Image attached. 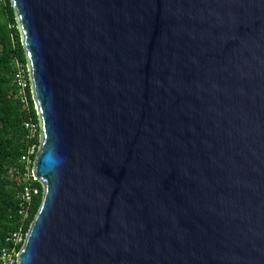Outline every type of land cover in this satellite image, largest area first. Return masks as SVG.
Returning a JSON list of instances; mask_svg holds the SVG:
<instances>
[{
  "label": "water",
  "instance_id": "obj_1",
  "mask_svg": "<svg viewBox=\"0 0 264 264\" xmlns=\"http://www.w3.org/2000/svg\"><path fill=\"white\" fill-rule=\"evenodd\" d=\"M41 138L17 264H264V0H11Z\"/></svg>",
  "mask_w": 264,
  "mask_h": 264
},
{
  "label": "trees",
  "instance_id": "obj_2",
  "mask_svg": "<svg viewBox=\"0 0 264 264\" xmlns=\"http://www.w3.org/2000/svg\"><path fill=\"white\" fill-rule=\"evenodd\" d=\"M19 66L25 69L28 66L22 32L11 0H0V254L11 246L7 238L22 222L18 213L19 193L26 183L22 157L36 144L35 152L30 154V168L33 170L41 141L39 135L31 139L25 128L27 121L38 123L39 120L34 108L32 85L28 84L22 95L15 82ZM32 184L39 187L40 192L33 197L30 216L24 223L27 234L44 195L38 180H32ZM22 245L18 246L19 251Z\"/></svg>",
  "mask_w": 264,
  "mask_h": 264
},
{
  "label": "built area",
  "instance_id": "obj_3",
  "mask_svg": "<svg viewBox=\"0 0 264 264\" xmlns=\"http://www.w3.org/2000/svg\"><path fill=\"white\" fill-rule=\"evenodd\" d=\"M15 82L20 88V92L23 95L25 93L26 88L28 87V68L18 67V70L15 74ZM34 100V97H33ZM34 108L37 112V106L34 103ZM35 122L27 121L25 123V128L28 131V135L31 139H34L39 135L37 133V127L35 126ZM36 150V144H33L28 153L22 157V161L25 164V179L26 183L19 193L20 204L18 207V213L21 216V224L20 227L13 231L7 238V241L11 244L10 247H6L2 250L0 254V262L2 264H17V246L23 242V232L24 223L30 216V209L33 202V197L39 194L40 189L37 186L32 184V180H36L33 176L30 168V154L34 153Z\"/></svg>",
  "mask_w": 264,
  "mask_h": 264
}]
</instances>
